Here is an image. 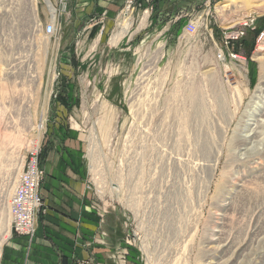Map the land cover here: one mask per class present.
<instances>
[{
	"label": "rangeland",
	"instance_id": "rangeland-1",
	"mask_svg": "<svg viewBox=\"0 0 264 264\" xmlns=\"http://www.w3.org/2000/svg\"><path fill=\"white\" fill-rule=\"evenodd\" d=\"M51 1L0 0V237L28 151L40 194L48 148L75 131L114 262L264 264V0H197L176 24L124 7L99 40Z\"/></svg>",
	"mask_w": 264,
	"mask_h": 264
},
{
	"label": "crops",
	"instance_id": "crops-1",
	"mask_svg": "<svg viewBox=\"0 0 264 264\" xmlns=\"http://www.w3.org/2000/svg\"><path fill=\"white\" fill-rule=\"evenodd\" d=\"M51 5L52 1L49 0ZM197 0H66L59 5L62 25L78 24L96 27L93 39L99 40L103 30L114 25L127 3L144 12L139 23L176 24L180 17L194 9ZM53 6V5H52ZM122 23V22H121ZM107 38L116 44L130 26L128 19ZM50 145L42 168L45 176L40 184L43 206L37 214L31 237L12 235L0 250V264H118L115 248L120 240L108 224L107 207L96 201L78 133L69 131Z\"/></svg>",
	"mask_w": 264,
	"mask_h": 264
},
{
	"label": "built area",
	"instance_id": "built-area-1",
	"mask_svg": "<svg viewBox=\"0 0 264 264\" xmlns=\"http://www.w3.org/2000/svg\"><path fill=\"white\" fill-rule=\"evenodd\" d=\"M59 5H63L66 0H56ZM130 4L127 3V9ZM246 24V23H245ZM196 28L195 22L188 21L184 25V31L190 32ZM55 32L53 22H47L42 26V33L45 36H50ZM242 31L228 32L227 39L235 40L241 35ZM226 52L218 49V58L225 59ZM229 57L234 60L242 58L237 53H227ZM38 149H31L28 151L21 168V172L16 183V186L10 196L8 204L10 205L9 213L10 221V235L31 237L35 229V218L42 205V198L38 193V184L42 177V171L39 168Z\"/></svg>",
	"mask_w": 264,
	"mask_h": 264
},
{
	"label": "bare ground",
	"instance_id": "bare-ground-1",
	"mask_svg": "<svg viewBox=\"0 0 264 264\" xmlns=\"http://www.w3.org/2000/svg\"><path fill=\"white\" fill-rule=\"evenodd\" d=\"M46 3H47V6H48V8H49V10H50V12L52 13V14H54L55 13V8L51 5V3L49 2V0H44ZM51 1V0H50ZM231 1H234V0H231ZM127 18V17H126ZM36 19V18H35ZM35 19H34V21H35ZM35 25V27L37 26V21L34 23ZM264 38V37H263ZM262 38V39H263ZM264 40V39H263ZM259 49H261V47H259ZM263 49V48H262ZM35 126V125H34ZM37 129H38V127H37ZM41 131V130H40ZM37 143H38V141H37ZM10 214V213H9ZM10 221H11V216H10ZM8 233H10V228L9 227H7L6 228V230H5V233H4V235H1V237H0V249H1V243L3 242V240H5L6 239V237L8 236ZM1 251V250H0Z\"/></svg>",
	"mask_w": 264,
	"mask_h": 264
}]
</instances>
